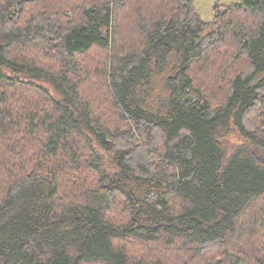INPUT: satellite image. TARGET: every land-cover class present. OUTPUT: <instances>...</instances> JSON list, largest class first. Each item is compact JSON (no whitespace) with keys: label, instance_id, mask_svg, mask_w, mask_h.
Wrapping results in <instances>:
<instances>
[{"label":"trees","instance_id":"16d2710c","mask_svg":"<svg viewBox=\"0 0 264 264\" xmlns=\"http://www.w3.org/2000/svg\"><path fill=\"white\" fill-rule=\"evenodd\" d=\"M0 0V264H264V0Z\"/></svg>","mask_w":264,"mask_h":264},{"label":"rangeland","instance_id":"374dc122","mask_svg":"<svg viewBox=\"0 0 264 264\" xmlns=\"http://www.w3.org/2000/svg\"><path fill=\"white\" fill-rule=\"evenodd\" d=\"M234 1L236 0H194L193 5L199 17L207 21L213 16L214 4H228Z\"/></svg>","mask_w":264,"mask_h":264}]
</instances>
